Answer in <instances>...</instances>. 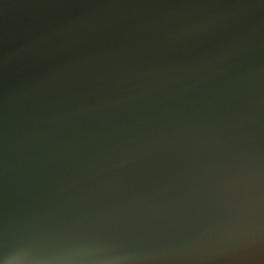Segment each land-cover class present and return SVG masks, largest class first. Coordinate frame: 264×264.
<instances>
[{
    "label": "water",
    "instance_id": "water-1",
    "mask_svg": "<svg viewBox=\"0 0 264 264\" xmlns=\"http://www.w3.org/2000/svg\"><path fill=\"white\" fill-rule=\"evenodd\" d=\"M0 264H264V0H0Z\"/></svg>",
    "mask_w": 264,
    "mask_h": 264
}]
</instances>
